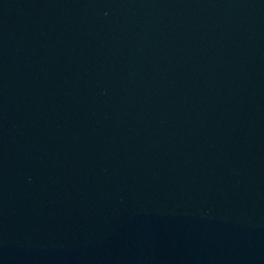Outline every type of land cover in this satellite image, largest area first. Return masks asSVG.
<instances>
[{
    "label": "water",
    "instance_id": "1",
    "mask_svg": "<svg viewBox=\"0 0 264 264\" xmlns=\"http://www.w3.org/2000/svg\"><path fill=\"white\" fill-rule=\"evenodd\" d=\"M0 264H264V0H0Z\"/></svg>",
    "mask_w": 264,
    "mask_h": 264
}]
</instances>
